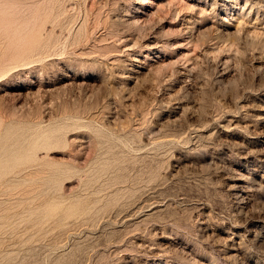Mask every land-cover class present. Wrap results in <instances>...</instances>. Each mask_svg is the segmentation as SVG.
Segmentation results:
<instances>
[{
    "label": "rangeland",
    "instance_id": "1",
    "mask_svg": "<svg viewBox=\"0 0 264 264\" xmlns=\"http://www.w3.org/2000/svg\"><path fill=\"white\" fill-rule=\"evenodd\" d=\"M0 264H264V0H0Z\"/></svg>",
    "mask_w": 264,
    "mask_h": 264
}]
</instances>
